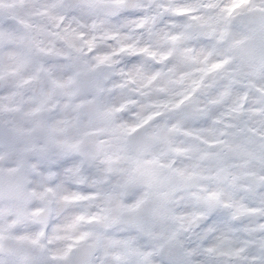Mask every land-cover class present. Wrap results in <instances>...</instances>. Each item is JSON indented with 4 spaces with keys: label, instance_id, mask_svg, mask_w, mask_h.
<instances>
[{
    "label": "clouds",
    "instance_id": "obj_1",
    "mask_svg": "<svg viewBox=\"0 0 264 264\" xmlns=\"http://www.w3.org/2000/svg\"><path fill=\"white\" fill-rule=\"evenodd\" d=\"M0 264H264V0H0Z\"/></svg>",
    "mask_w": 264,
    "mask_h": 264
}]
</instances>
